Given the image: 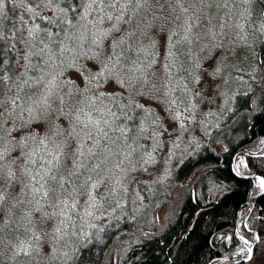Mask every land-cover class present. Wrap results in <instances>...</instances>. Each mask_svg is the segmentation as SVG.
<instances>
[{
  "label": "snow or ice",
  "instance_id": "snow-or-ice-1",
  "mask_svg": "<svg viewBox=\"0 0 264 264\" xmlns=\"http://www.w3.org/2000/svg\"><path fill=\"white\" fill-rule=\"evenodd\" d=\"M7 3L20 11L10 29ZM257 3L0 0V264L5 251L12 264H75L102 221L144 206L142 191L165 178H139L154 175L158 153L172 146L167 163L218 95L253 92L228 97L224 71L229 53L252 47L249 29L264 36V18L251 23ZM241 166L243 156L237 176ZM252 179L264 194V175ZM236 236L235 255L251 259L250 239Z\"/></svg>",
  "mask_w": 264,
  "mask_h": 264
},
{
  "label": "trees",
  "instance_id": "trees-1",
  "mask_svg": "<svg viewBox=\"0 0 264 264\" xmlns=\"http://www.w3.org/2000/svg\"><path fill=\"white\" fill-rule=\"evenodd\" d=\"M257 6L262 9L264 0H258ZM12 9V4L7 3L6 11L10 19L5 20L4 25L9 29L20 15L19 10ZM7 34L11 35V32ZM262 41L264 36L259 35L253 62L258 75L255 72L256 80L252 79L249 83L253 92L248 97L237 95L234 100L230 99L227 110L219 118L198 117L204 120V124L199 123V127L205 138L210 137L211 142L219 134L218 141L223 150L216 151L211 144L204 142L194 143L196 145L193 148H176L174 155L167 160L165 168L169 172L166 175L163 173V182L155 184L152 191H142L144 206L141 207L138 200L136 207L139 211L134 212L133 205L129 203L132 216L127 213L119 221H102L108 227L101 234V239L93 240L86 249H82L75 264H105L117 235L133 230L151 231L155 226V217L152 214L151 218V213H146V209L152 205L160 207L165 204L172 191L184 183L185 186L180 188L177 209L165 227L149 236L134 235L130 243L119 250L115 260L106 264H208L215 258L234 255L239 245L233 234L237 210L260 193L253 179H242L234 173L231 161L243 149L257 151L261 141H264V80H261L264 70L259 67L264 66ZM234 91L230 93L231 96ZM252 99L256 103H252ZM229 108L232 110L229 111ZM160 153L157 155L158 160ZM243 157L248 168L241 166V176L264 175V156ZM251 206L247 213L244 212L248 206L240 212L237 229L247 238L253 235L261 237L264 235V194ZM246 215L251 232L239 226ZM229 236L232 237L231 241L227 239ZM9 256L10 252L5 251L4 264H12L7 259Z\"/></svg>",
  "mask_w": 264,
  "mask_h": 264
},
{
  "label": "rangeland",
  "instance_id": "rangeland-1",
  "mask_svg": "<svg viewBox=\"0 0 264 264\" xmlns=\"http://www.w3.org/2000/svg\"><path fill=\"white\" fill-rule=\"evenodd\" d=\"M252 9H253V12H252V17H251V23L253 25H258L260 19L264 18V16H262V13H264V7H262V9H259V7L256 4V5L252 6ZM213 11H216V9L213 8ZM225 11H227V9L222 8L220 10V14L223 15V12H225ZM249 32L251 34L249 35L248 42H249V44L252 45V47L251 48L245 47V48L237 49L239 54L235 57H233L231 55V53H229V59H228V61H226L227 67L225 68L224 75L229 76L230 83L224 89V91H226L228 93V97L231 96L230 93H232L233 90H235L234 93L245 92L246 90H248L249 83L252 81V75H250V73L253 72V68H254V63H253L254 62V56L252 53H253V49H255V47H256V45H255L256 40H257V37H259L260 33L259 32L252 33L251 29H249ZM258 40H259V38H258ZM254 75H255V73H254ZM257 75L258 74L256 71V76ZM238 77H243V81H247L248 83H244L242 80L237 79ZM225 99H226L225 97H221L219 95L217 96L216 103L211 105V110L216 113L213 117L219 118L227 110L226 105H227V103H229L230 99L228 100L227 103H224ZM208 108H209V106H207V105L202 106L203 111H208ZM209 118H210V116H209ZM218 135L219 134H216L214 136V138L212 139V141L210 142V137L205 138L204 134L202 133L201 127H199V123H197L195 125H189V131L184 133L183 137L178 141L179 147H177V148L179 150L185 149L186 147L193 148L194 145H196L194 143L198 144L199 142H204V143H207L209 145L211 144L212 147L216 151H222L223 147L218 141ZM165 139H167V136H165ZM173 139H174V137H173ZM263 146H264V144H261V146L257 149V151L253 150L252 152L256 153V152L260 151L263 148ZM171 147L172 146L170 144L166 145L164 147V149L161 151V153L159 154V165H158V167H156L155 169H153V168L150 169V171L154 173L153 176L140 175L139 178L143 179V180L151 181L153 179H156L158 176L163 175L164 169L167 165V163L164 162V157L166 156L169 148H171ZM175 150H176V148L172 149V151H175ZM239 157H241V155ZM239 157H238V159H239ZM237 163H238V160H237L236 164ZM184 186H185V183L182 184L181 186L177 187L176 189H174L171 193L169 200L165 204H163L162 206L157 207L155 205H152L146 209V213L147 212L151 213V215H150L151 218H152V214H153V217H155V226L151 231L133 230V231L122 232L119 235H117L114 242L112 243V246H111L109 253L107 254V257L105 259V264L108 263L110 260H115L119 250L123 246H126L128 243H130L131 237H133L134 235L149 236L150 234H153V233H156V232H159L160 230H162L165 227V225L172 218L173 213L176 211L177 204H178L180 196H181V189L180 188H183ZM257 190L259 192L258 188H257ZM251 208H252V206L249 205L247 211L244 213H247L248 210H251ZM126 211H127L128 215L132 216L133 211L129 207V204L127 206ZM246 217H247V215L242 220V222H240V225H239L240 227H244L243 225L245 223L247 224ZM244 229H247V228H244ZM247 230H249V229H247ZM252 234H253V232H252ZM253 237H257V236L253 235L252 238H248V239H250L251 244L256 241V239H253ZM224 257L225 256H223L222 258H224ZM227 257L228 258H237V257H241V256H236L234 253V255L227 256ZM245 264H264V235L259 237V240H257L256 246H255L253 253H252V257L249 261L245 262Z\"/></svg>",
  "mask_w": 264,
  "mask_h": 264
},
{
  "label": "water",
  "instance_id": "water-1",
  "mask_svg": "<svg viewBox=\"0 0 264 264\" xmlns=\"http://www.w3.org/2000/svg\"><path fill=\"white\" fill-rule=\"evenodd\" d=\"M249 156V157H262L264 156V146L263 148L256 152V153H253V152H250L248 149H243L239 152H237L232 161H231V166H232V169L234 168L237 160H238V157L239 156ZM235 173V172H234ZM259 175V174H257ZM239 178H242V179H252V174L251 175H243V176H238ZM261 193L255 195L251 200L247 201L246 203H244L243 205L240 206V208L237 210V215H236V219H235V222H234V227H233V234L234 236L236 237V239L238 240L239 242V239L238 237L236 236V230H237V222H238V218H239V215H240V212L247 206L253 204V202L258 198L260 197ZM240 243V242H239ZM256 243H257V240L255 242L252 243V248L254 250L255 246H256ZM253 253V251H252ZM247 256V253L244 255V256H241V257H237V258H228L227 260H225L224 258L220 257V258H215L213 259L210 263L208 264H237V262L239 261V264L240 263H245L247 261H249L250 259H245V257ZM252 257V255H251Z\"/></svg>",
  "mask_w": 264,
  "mask_h": 264
}]
</instances>
